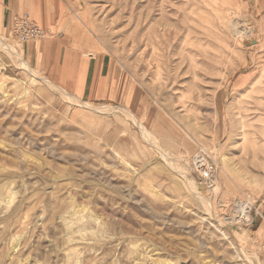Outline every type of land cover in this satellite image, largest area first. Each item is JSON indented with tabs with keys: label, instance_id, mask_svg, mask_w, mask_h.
Returning <instances> with one entry per match:
<instances>
[{
	"label": "rangeland",
	"instance_id": "374dc122",
	"mask_svg": "<svg viewBox=\"0 0 264 264\" xmlns=\"http://www.w3.org/2000/svg\"><path fill=\"white\" fill-rule=\"evenodd\" d=\"M58 3L139 92L81 99L0 32V264H264V90L231 86L263 58L251 0ZM226 20L250 34L235 39ZM198 147L228 161L208 203L186 182ZM238 201L250 220L230 230Z\"/></svg>",
	"mask_w": 264,
	"mask_h": 264
},
{
	"label": "crops",
	"instance_id": "0c3cea01",
	"mask_svg": "<svg viewBox=\"0 0 264 264\" xmlns=\"http://www.w3.org/2000/svg\"><path fill=\"white\" fill-rule=\"evenodd\" d=\"M24 12L31 13L45 35L40 39L23 41L22 51L53 84L81 99L117 105H126L132 86L135 87L134 93L139 92L132 76L124 73L106 53H93L82 40L72 36L77 32L76 25L70 24L68 8L60 5L58 0H0V32L10 34L15 17ZM250 14L255 15L260 26L264 27V0H251ZM256 64L258 66L244 68L232 77L233 91H253L260 83L263 92L264 77L260 74L264 53ZM262 218L260 225L264 222Z\"/></svg>",
	"mask_w": 264,
	"mask_h": 264
},
{
	"label": "bare ground",
	"instance_id": "6f19581e",
	"mask_svg": "<svg viewBox=\"0 0 264 264\" xmlns=\"http://www.w3.org/2000/svg\"><path fill=\"white\" fill-rule=\"evenodd\" d=\"M234 19V18H233ZM241 21H231L230 20H226V23H228L230 25V28L232 30V35L235 39H237L238 37H241V38H244L245 36H247L248 34H250V30L248 31L245 27H244V23H241V25H239ZM243 26L244 28L242 29L241 27ZM42 37V36H41ZM4 46H6L4 44ZM8 47V46H7ZM10 48V47H9ZM48 80V79H47ZM20 81V80H19ZM21 82V81H20ZM49 82V81H48ZM24 83V82H23ZM53 85V84H52ZM57 87V86H56ZM59 88V87H58ZM64 90V89H63ZM65 92V91H64ZM67 94V93H65ZM68 95V94H67ZM65 95V96H67ZM69 96V95H68ZM70 98H72L71 96H69ZM69 98V99H70ZM75 98V97H74ZM77 99V98H75ZM81 102V101H80ZM84 105V104H82ZM86 105H89L86 104ZM91 105H89L88 107L87 106H84V107H87L88 109H92V111H94L95 109L93 107H90ZM90 107V108H89ZM102 107V106H99V108ZM96 108V107H95ZM94 109V110H93ZM123 109L125 112L127 111V113H131L133 115V113L128 109V108H121ZM96 111V110H95ZM129 114V116H132ZM128 116V115H127ZM128 116V117H129ZM132 118V117H130ZM134 119H136V117L133 116ZM133 120V119H131ZM134 121V120H133ZM137 121V120H135ZM136 123V122H135ZM154 123V122H153ZM140 127V130H141V133L146 136L147 138H152L154 139V136L146 129V127H144L143 125L137 123ZM137 125V126H138ZM216 152H217V149H216ZM221 156V162L222 164L220 165L219 163H217V168H216V172L217 170L220 168L221 171H223V173H225L226 171V168L228 167V161H227V156L224 155L223 153L220 154ZM178 173H182L184 175V171L182 170H177ZM216 172L214 173V175L212 176V180L209 184L201 181L200 177L197 176V183L195 182H190V180L188 178H186V182L189 184V187H191L192 189H194V191H196V194H197V197L199 198V200L203 203H208L209 202V196L207 195V192L208 191H211V190H215V189H218L219 187H216L218 186V178L216 177ZM204 184V186H203ZM197 188L200 189V191L197 190ZM195 193V192H194ZM226 205V204H225ZM236 208L239 209V210H235V214H231V215H228L226 217H223L228 225V228L230 227V230L233 229L234 225H240L242 223H249V220L250 218H248V214H247V208H249V205H245V202L244 201H238L236 204H235ZM217 206V205H216ZM238 206V207H237ZM221 210V209H220ZM224 211V210H223ZM221 217V216H220ZM264 227V226H263ZM263 227L260 228L261 232L263 231Z\"/></svg>",
	"mask_w": 264,
	"mask_h": 264
},
{
	"label": "built area",
	"instance_id": "2783aa9c",
	"mask_svg": "<svg viewBox=\"0 0 264 264\" xmlns=\"http://www.w3.org/2000/svg\"><path fill=\"white\" fill-rule=\"evenodd\" d=\"M13 36L20 42L27 39H38L44 35L43 30L38 27L28 16L23 14L14 19L12 28ZM217 162L210 152L203 147H198L190 159V170L200 177L201 181L209 184L216 172ZM251 213L248 208L247 214Z\"/></svg>",
	"mask_w": 264,
	"mask_h": 264
}]
</instances>
